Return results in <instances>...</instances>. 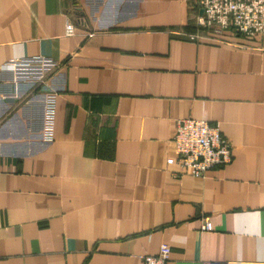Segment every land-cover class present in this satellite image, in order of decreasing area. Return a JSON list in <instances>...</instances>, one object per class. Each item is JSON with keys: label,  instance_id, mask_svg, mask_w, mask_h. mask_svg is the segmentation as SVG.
I'll return each mask as SVG.
<instances>
[{"label": "crops", "instance_id": "obj_1", "mask_svg": "<svg viewBox=\"0 0 264 264\" xmlns=\"http://www.w3.org/2000/svg\"><path fill=\"white\" fill-rule=\"evenodd\" d=\"M196 2L0 0V264H264V34L200 28ZM178 119L232 162L180 174Z\"/></svg>", "mask_w": 264, "mask_h": 264}, {"label": "built area", "instance_id": "obj_2", "mask_svg": "<svg viewBox=\"0 0 264 264\" xmlns=\"http://www.w3.org/2000/svg\"><path fill=\"white\" fill-rule=\"evenodd\" d=\"M198 15L196 25L204 29L222 31L232 29L238 34L253 36L264 34V0H197ZM66 35H73L74 25L66 24ZM198 36H192L195 38ZM40 66L41 74L55 68L56 64L49 60L35 62ZM34 66V62L10 61L5 67L12 69H27ZM55 96L47 94L45 103V117L43 138L52 140L54 123ZM173 142L176 151V163L181 168L180 174L201 178L205 174L220 166H227L232 162V145L218 129L202 119H178L175 123ZM208 219H203L201 230H212ZM170 258V247L167 244L159 246L156 255H146L142 264H166ZM204 264H231L226 261L211 260Z\"/></svg>", "mask_w": 264, "mask_h": 264}]
</instances>
